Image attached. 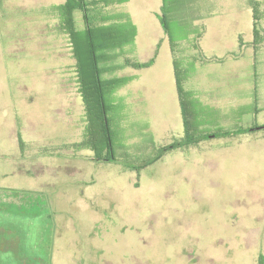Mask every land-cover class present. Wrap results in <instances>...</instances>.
Returning a JSON list of instances; mask_svg holds the SVG:
<instances>
[{
  "label": "rangeland",
  "instance_id": "rangeland-1",
  "mask_svg": "<svg viewBox=\"0 0 264 264\" xmlns=\"http://www.w3.org/2000/svg\"><path fill=\"white\" fill-rule=\"evenodd\" d=\"M65 2L0 0V264H260L264 107L252 135L155 158L184 133L156 78L172 65L171 34L158 39L155 27L160 0L98 3L93 23L122 40L100 51L103 76L126 79L108 96L103 146L90 133ZM74 23L85 48L82 11ZM185 49L172 50L182 72Z\"/></svg>",
  "mask_w": 264,
  "mask_h": 264
},
{
  "label": "crops",
  "instance_id": "crops-1",
  "mask_svg": "<svg viewBox=\"0 0 264 264\" xmlns=\"http://www.w3.org/2000/svg\"><path fill=\"white\" fill-rule=\"evenodd\" d=\"M164 4L168 24L173 23L177 31L178 51L186 47V67L176 71L172 43H168L172 65L156 78L166 79L165 102L184 127L181 137L193 138L185 146L202 141L221 146L226 140L236 142L244 134L252 135L258 108L264 107V0H160L153 14L160 23ZM156 21L158 39L165 40L164 26Z\"/></svg>",
  "mask_w": 264,
  "mask_h": 264
},
{
  "label": "trees",
  "instance_id": "trees-1",
  "mask_svg": "<svg viewBox=\"0 0 264 264\" xmlns=\"http://www.w3.org/2000/svg\"><path fill=\"white\" fill-rule=\"evenodd\" d=\"M114 0H66V2L58 7L62 15L65 17V25L68 32L71 34L75 57L77 59V74L79 80V90L82 93L83 101L85 103L86 115L89 119H92L91 135L94 138L101 140L102 145L106 146L111 141V132L109 130V117L108 112L114 106L113 103H108V96L111 94V90L122 85L126 79L123 78H104L103 74L106 72L103 68V57L100 51L107 48H112L117 45H122V40H119L118 30L110 26H95L91 14V6H95L98 3H104L109 5ZM80 10L84 13V19L86 21V29L84 30V43L85 48L82 47L78 41L77 34L80 32L76 30L74 23V12ZM168 10L166 4L162 8V13L159 15L160 21L164 26V29L168 34H171L172 49L175 53L178 52L175 44V34L171 33V29L168 24ZM107 21V19H103ZM106 28V29H105ZM111 29V30H110ZM256 44L260 42L259 31L255 28ZM84 48V49H83ZM85 50V51H84ZM83 51L85 54H83ZM152 57L148 61L136 62L133 65L137 68L149 67L154 63ZM177 63V60H176ZM126 65H131L129 61H126ZM178 65L176 64V71ZM178 89L180 97L183 94V88L181 84V78L178 75ZM183 112L185 116V105L183 103ZM187 125V121L185 119ZM210 136V135H205ZM88 137V136H87ZM97 139V140H98ZM193 138L187 134L179 141L172 143L171 145L162 147L155 158L160 157L168 150L175 149L177 146L192 143ZM109 157L108 159H112ZM260 264H264V256L260 257Z\"/></svg>",
  "mask_w": 264,
  "mask_h": 264
}]
</instances>
